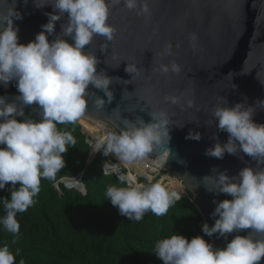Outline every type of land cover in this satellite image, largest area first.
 Returning a JSON list of instances; mask_svg holds the SVG:
<instances>
[{
	"label": "clouds",
	"instance_id": "clouds-1",
	"mask_svg": "<svg viewBox=\"0 0 264 264\" xmlns=\"http://www.w3.org/2000/svg\"><path fill=\"white\" fill-rule=\"evenodd\" d=\"M34 3L37 8L50 4L54 11L45 13L47 23L28 43L20 42L19 28L14 24L15 20L22 19V14L16 8L7 14L0 13V85L7 88L15 81L19 93L11 100L0 97V189L11 184L10 199L0 200L5 212L0 216V225L16 237L21 228L17 214L34 205V198L41 190V179L54 180L66 165L64 154L69 146L76 145L71 132L58 130L57 124L75 123L81 117L89 98L95 94L88 92L89 85L101 90L107 103L114 99L110 89L114 78L103 70L97 71L100 61L96 54L88 51L94 36L114 41L117 29L109 23V17L111 9L117 5L135 11L145 20L151 17L150 0H34ZM62 19L61 30L56 33V23ZM53 34L55 38L50 41L49 36ZM196 39L195 35L190 37L193 42ZM106 47L102 46L101 51ZM171 51L172 44L168 43L162 55H170ZM125 70L133 76L139 74L137 67L129 62ZM156 70L162 74H178L181 67L172 61L161 64ZM116 81L128 84L132 78ZM164 100L180 103L175 95H166ZM95 104L101 107L105 99L97 96ZM33 105L39 108L40 119L25 115V108ZM257 105L264 108V99H258L254 105L238 102L231 106L227 100L225 105L214 107L212 115L216 128L226 132L228 139L221 143L214 137L216 143L205 150V155L222 159L226 153H243L259 164L264 161V123L254 120ZM188 106H193L192 100H188ZM149 115L151 122L141 117L135 121L125 120L119 132L110 133L94 144L93 153L114 154L125 163L153 153L170 155L171 136L166 112L151 111ZM186 138L199 140L201 134L189 132ZM212 172L214 174L203 177L205 188L227 194L231 199L214 201L216 207L211 215L215 223L211 226L203 223V233L225 238L243 230H248V234H237L221 248L203 236L189 240L177 232L155 244L153 252L163 264H259L264 258V167L245 166L235 176L215 168ZM83 173L84 170L76 175L82 174V181ZM103 174H108L105 167ZM115 175L124 186H108L106 197L119 214L129 220L139 222L148 211L163 216L181 199V193L166 190L159 183L140 187L122 175ZM209 179L212 187L208 186ZM18 254L19 250L14 253L8 246H0V264H16Z\"/></svg>",
	"mask_w": 264,
	"mask_h": 264
},
{
	"label": "water",
	"instance_id": "water-1",
	"mask_svg": "<svg viewBox=\"0 0 264 264\" xmlns=\"http://www.w3.org/2000/svg\"><path fill=\"white\" fill-rule=\"evenodd\" d=\"M149 6L148 20L122 5L113 7L109 23L117 29L114 41L94 36L89 48L86 46L100 61L97 71L103 70L114 78L110 85L114 99L107 103L106 95L89 85L88 92L95 94L84 112L108 122L117 132L125 120L141 117L151 122V111L166 112L171 154L153 153L147 157L184 180L211 226L215 223L211 215L216 207L214 201L231 196L208 191L203 177L214 174V168L235 176L245 166L264 167V161L259 164L243 153H226L222 159L205 155V150L216 143L214 137L221 143L228 139L226 132L216 128L214 107L225 105L227 100L231 106L238 102L254 105L264 99V0H150ZM15 8L22 14V19L14 21L22 43L34 40L48 21L45 13L54 11L50 4L37 8L34 0H0V13L7 14ZM62 23L63 19L57 21L56 33ZM192 35L197 37L195 42L190 40ZM54 38L55 34L49 36L50 41ZM168 43L172 44L171 54L162 55ZM104 45L107 47L102 52ZM172 61L181 67L178 74L156 70ZM128 62L137 67L138 75L125 70ZM119 78H132V82L123 84L116 81ZM166 95L178 96L180 103L166 102ZM97 96L105 99L101 107L95 104ZM188 100L193 101L192 107ZM254 120L264 123V108L260 109V105ZM189 132L200 133L201 139L186 138ZM90 161L89 158L86 167ZM208 186H213L211 179ZM237 234L247 235L248 230L233 232L227 238L214 234L213 242L223 248ZM259 264H264V258Z\"/></svg>",
	"mask_w": 264,
	"mask_h": 264
},
{
	"label": "trees",
	"instance_id": "trees-1",
	"mask_svg": "<svg viewBox=\"0 0 264 264\" xmlns=\"http://www.w3.org/2000/svg\"><path fill=\"white\" fill-rule=\"evenodd\" d=\"M18 94L15 81L7 88L0 85V97L11 100ZM39 111L37 106H29L25 115L40 119ZM57 128L71 132L76 140V145H70L64 154L65 167L54 180L42 178L34 205L17 214L21 225L18 237L0 225V246H8L14 253L19 250L16 264L21 260L24 264H163L153 252L155 244L177 232L189 240L203 236L215 246L213 236L202 231L206 222L203 214L189 198L176 201L163 216L148 211L139 222L120 215L107 199L106 190L110 185H124L115 174H103L100 162L106 156L100 154L86 167L90 145L81 124L78 121L57 124ZM83 170L85 186L79 177L71 185L81 189L84 186L85 193L60 181L63 176H76ZM122 175L126 178L125 173ZM133 177L134 173L130 172L128 178ZM10 187L9 183L0 189V200L10 199ZM4 214L0 204V216Z\"/></svg>",
	"mask_w": 264,
	"mask_h": 264
},
{
	"label": "built area",
	"instance_id": "built-area-1",
	"mask_svg": "<svg viewBox=\"0 0 264 264\" xmlns=\"http://www.w3.org/2000/svg\"><path fill=\"white\" fill-rule=\"evenodd\" d=\"M82 115H84V117H80L77 121L81 124L84 133L88 137V143L90 145V159L91 161H93L96 160L100 156V154H103L102 151L91 154L94 144L99 139L105 138L110 133L117 132V130L108 122L94 117L86 112ZM94 129H96L97 131H95ZM100 165L102 169H104L105 167L108 174L115 173L118 176H121L123 173H125L126 180L130 181L134 185L145 187L152 183H159L166 190H174L181 193L180 200L185 198L193 200L182 178L168 170L165 165L147 156L142 159H138L131 164H128L117 159L114 154H110L109 156H106L101 160ZM130 172L134 173V177L131 179L128 178ZM80 175L82 174H79L75 177L65 176L60 181L64 182L68 188H77L76 186L71 185V181L79 177ZM81 179H79L80 182ZM81 190L83 191V193H85L84 186H82Z\"/></svg>",
	"mask_w": 264,
	"mask_h": 264
},
{
	"label": "bare ground",
	"instance_id": "bare-ground-1",
	"mask_svg": "<svg viewBox=\"0 0 264 264\" xmlns=\"http://www.w3.org/2000/svg\"><path fill=\"white\" fill-rule=\"evenodd\" d=\"M85 113V112H84ZM106 134V133H105ZM91 154H94L93 151L91 152ZM128 164H131V163H128Z\"/></svg>",
	"mask_w": 264,
	"mask_h": 264
}]
</instances>
